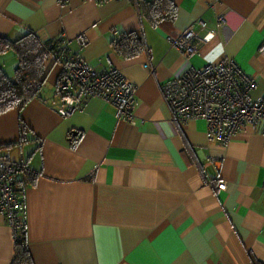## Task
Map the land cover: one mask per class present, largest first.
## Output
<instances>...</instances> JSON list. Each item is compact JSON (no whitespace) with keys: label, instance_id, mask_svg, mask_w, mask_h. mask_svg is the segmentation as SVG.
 I'll list each match as a JSON object with an SVG mask.
<instances>
[{"label":"crops","instance_id":"obj_1","mask_svg":"<svg viewBox=\"0 0 264 264\" xmlns=\"http://www.w3.org/2000/svg\"><path fill=\"white\" fill-rule=\"evenodd\" d=\"M135 1L0 0V37H62L90 67H115L134 85L130 118L96 97L62 117V64L51 57L40 96L0 114V154L29 173L22 218L32 262L264 264L260 126L210 143L205 121L176 122L161 91L191 67L228 58L255 81L250 96L264 97V0H171L174 15L156 25ZM190 26L193 53L168 40ZM129 32L147 49L125 59L113 41ZM17 61L0 53L10 78ZM14 247L0 213V264L12 263Z\"/></svg>","mask_w":264,"mask_h":264},{"label":"built area","instance_id":"obj_2","mask_svg":"<svg viewBox=\"0 0 264 264\" xmlns=\"http://www.w3.org/2000/svg\"><path fill=\"white\" fill-rule=\"evenodd\" d=\"M217 20L222 21V16ZM193 39L191 26L179 37H168L173 47L188 53L195 50ZM60 60V116H70L86 99L96 97L114 105L118 117L130 118L134 107V85L119 69L97 71L75 54ZM254 84L253 78L235 61L224 58L217 63L191 67L180 77L162 83L161 91L176 122L202 119L206 123L207 140L227 145L245 124L260 126L264 140V97L250 96ZM20 168V163L0 154V213L4 215L14 241L20 238L24 228L23 192L16 186ZM218 187L225 188V183H219Z\"/></svg>","mask_w":264,"mask_h":264},{"label":"trees","instance_id":"obj_3","mask_svg":"<svg viewBox=\"0 0 264 264\" xmlns=\"http://www.w3.org/2000/svg\"><path fill=\"white\" fill-rule=\"evenodd\" d=\"M135 3L139 12L153 25L165 18H171L175 12L171 0H155L153 3L136 0ZM146 47L144 37L137 32H129L113 41V48L125 59L139 55L146 51ZM9 50L16 54L18 61L13 78L8 77L0 67V114L22 107L31 99L39 97L44 84L45 62L51 57L60 60V58L71 55L62 37L44 42L39 41L33 35H25L16 40L0 37V53ZM58 85L59 80L57 87ZM20 171L25 177H18L16 186L22 191V182L28 180L29 173L23 164H21ZM11 264H33L25 241V228L21 230L20 238L15 241L14 258Z\"/></svg>","mask_w":264,"mask_h":264},{"label":"flooded vegetation","instance_id":"obj_4","mask_svg":"<svg viewBox=\"0 0 264 264\" xmlns=\"http://www.w3.org/2000/svg\"><path fill=\"white\" fill-rule=\"evenodd\" d=\"M260 132H261V131H260ZM263 141H264V140H263ZM208 142H209V141H208ZM210 143H211V142H210ZM220 144H221V143H220ZM221 182H222V181H220L219 183H221ZM219 183H218V184H219ZM223 183H224V182H223Z\"/></svg>","mask_w":264,"mask_h":264}]
</instances>
